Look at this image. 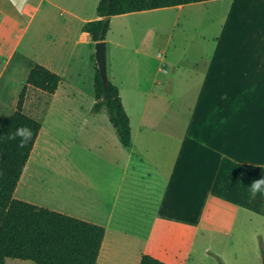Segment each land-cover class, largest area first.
Segmentation results:
<instances>
[{"label": "crops", "instance_id": "obj_1", "mask_svg": "<svg viewBox=\"0 0 264 264\" xmlns=\"http://www.w3.org/2000/svg\"><path fill=\"white\" fill-rule=\"evenodd\" d=\"M40 1L16 0L14 4L13 0H0V61L4 59L0 62V80ZM224 1L227 3L215 6L216 17L219 10L226 15L221 17L220 36L215 38L211 51L194 45L191 48L195 51L186 59L188 67L181 71L177 68L178 60H183L184 52L177 59L157 54L171 68L169 71L158 67L152 75L153 84L163 86V91L136 90L141 101L137 102L140 114L135 123L125 108L132 143L125 147L128 153L120 155L125 159L115 164L114 179H104L103 192L100 197L95 195V201L91 200L90 210L84 211L83 205L80 208L76 203L70 207L48 205L35 197L34 193L43 191L42 186L35 184L36 188H32V180L25 174L40 155L41 148L37 151L36 147L43 131L41 123L14 197L103 225L105 234L96 264L101 253L110 257L113 264H139L155 227L177 224L189 230L201 228L209 204L213 205L214 216H221L230 227L241 223L247 226L256 217L264 218V196L250 198L252 182L264 178V0ZM195 3L198 2L187 4ZM187 4L174 6L182 9ZM95 18L97 14L81 17V30L85 21ZM40 30L38 23L27 45H35ZM85 35L94 44L90 34ZM62 52L58 56V70L50 62H26L29 58L22 56L15 74L21 72L23 76L19 75L22 81L15 91H20L35 63L61 78L73 62V54L70 58L68 52L59 50ZM61 83L60 79L52 95L59 91ZM30 87L27 86L23 110L36 118L44 109L36 103L39 97L35 91L29 92ZM63 105L58 101V107ZM4 106L0 100V107ZM34 171L37 168L28 176ZM137 196L141 199L137 200ZM141 230L146 237L140 244L135 239Z\"/></svg>", "mask_w": 264, "mask_h": 264}, {"label": "rangeland", "instance_id": "obj_2", "mask_svg": "<svg viewBox=\"0 0 264 264\" xmlns=\"http://www.w3.org/2000/svg\"><path fill=\"white\" fill-rule=\"evenodd\" d=\"M97 3L98 0H41L20 39L14 59L8 62L0 80V100L5 105L0 107V116H5L17 104L20 91L17 93L15 88L23 74H15V71L22 56L29 58L26 62H50L58 70V56L64 53L59 50L68 52L66 55L70 58L73 54L69 70L64 74L60 72L62 83L56 94L30 87L29 92L37 93L36 103L44 109L43 113L35 115L43 124V131L36 147L37 151L41 148L40 155L27 170L28 173L37 167V172L29 176L26 173L25 177L32 180V188H36L35 184L42 186L46 199H41V192H36L38 200L65 207L76 203L80 208L84 207V211L92 208L89 206L92 199H97L95 195L101 196L104 179H114L117 174L115 164L119 159H125L120 155L128 153L119 142L106 108L102 107L98 112L91 109L97 62L94 44L81 30L80 18L96 16ZM222 3L227 2L210 0L187 4L182 9L170 6L110 17V29L105 39L107 76L120 89L133 123L140 114L137 102L141 100L137 98L136 90L163 91V86L153 84L152 75L158 67L171 69L157 54L177 59L184 52L183 60H178L177 68L181 71L188 67L186 59L195 51L191 47L199 44L205 51H211L215 47V38L220 36L221 17L226 15L225 11L219 10L216 17L215 6ZM38 23L41 24L39 40L29 46L27 41ZM163 85L166 86L165 82ZM58 101L64 103L61 108ZM150 110L149 104L148 115ZM66 193L63 198H58ZM73 193L75 198L72 200ZM47 195L51 196L48 198ZM140 199L141 196H137V200ZM212 206L208 205L201 228L189 230L177 224L155 227L152 236L147 237L146 253L170 264H264V218L256 217L247 226L241 223L230 227L221 216H214ZM145 223L143 221V225ZM142 230L146 232L147 226ZM142 230L135 239L140 244L146 237ZM100 261L101 264H113L104 253H101ZM6 264L34 263L8 258Z\"/></svg>", "mask_w": 264, "mask_h": 264}, {"label": "trees", "instance_id": "obj_3", "mask_svg": "<svg viewBox=\"0 0 264 264\" xmlns=\"http://www.w3.org/2000/svg\"><path fill=\"white\" fill-rule=\"evenodd\" d=\"M200 1L207 0H99L97 18L85 21L82 30L90 34L93 42H105L111 16ZM94 70V103L91 109L98 112L105 107L120 143L130 147V118L119 88L110 79L104 88L97 65ZM60 79L56 72L35 63L20 89L15 109L0 116V264H6L8 258L34 264H96L100 252L105 234L103 225L14 197V190L41 128V122L23 110L27 86L52 94ZM21 126L29 127L33 133L24 148L17 146L19 139L7 138ZM139 264L169 263L143 253Z\"/></svg>", "mask_w": 264, "mask_h": 264}, {"label": "clouds", "instance_id": "obj_4", "mask_svg": "<svg viewBox=\"0 0 264 264\" xmlns=\"http://www.w3.org/2000/svg\"><path fill=\"white\" fill-rule=\"evenodd\" d=\"M13 3H16V0H13ZM32 130L27 126H21L15 130L12 134H10L7 138L9 140L19 139L18 147L24 148L27 146L29 141L32 139ZM257 195L264 196V178L255 180L250 185V198L255 199Z\"/></svg>", "mask_w": 264, "mask_h": 264}, {"label": "water", "instance_id": "obj_5", "mask_svg": "<svg viewBox=\"0 0 264 264\" xmlns=\"http://www.w3.org/2000/svg\"><path fill=\"white\" fill-rule=\"evenodd\" d=\"M94 47H95V58L99 70V75L102 79L104 88H106L108 82V76H107L106 59H105V42L103 40L95 41Z\"/></svg>", "mask_w": 264, "mask_h": 264}, {"label": "bare ground", "instance_id": "obj_6", "mask_svg": "<svg viewBox=\"0 0 264 264\" xmlns=\"http://www.w3.org/2000/svg\"><path fill=\"white\" fill-rule=\"evenodd\" d=\"M37 168V167H36ZM68 193H66V194H62V195H60V196H58V198H63L65 195H67ZM41 195H43V196H45L46 197V195H45V192H44V190L41 192ZM51 195H47V197L49 198ZM44 197V198H45ZM75 198V193H73L72 194V200ZM58 200V199H57ZM161 234V233H160ZM162 236V235H161ZM163 237V236H162ZM166 237V236H165ZM164 238V237H163ZM163 238H161V239H163ZM167 239V238H166ZM104 262V261H103ZM99 264H101V261H100V263ZM106 264H108V263H106Z\"/></svg>", "mask_w": 264, "mask_h": 264}]
</instances>
